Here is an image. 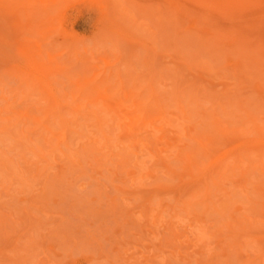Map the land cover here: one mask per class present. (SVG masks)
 <instances>
[{"label":"rangeland","instance_id":"1","mask_svg":"<svg viewBox=\"0 0 264 264\" xmlns=\"http://www.w3.org/2000/svg\"><path fill=\"white\" fill-rule=\"evenodd\" d=\"M0 264H264V0H0Z\"/></svg>","mask_w":264,"mask_h":264}]
</instances>
